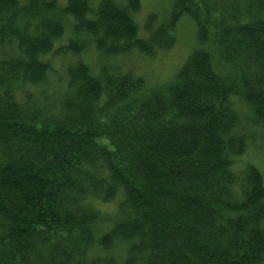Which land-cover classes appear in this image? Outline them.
<instances>
[{"label": "trees", "instance_id": "trees-1", "mask_svg": "<svg viewBox=\"0 0 264 264\" xmlns=\"http://www.w3.org/2000/svg\"><path fill=\"white\" fill-rule=\"evenodd\" d=\"M142 6L0 0V264H264L263 177L235 170L238 103L264 129V0H173L141 29ZM184 16L169 81L112 63L173 49ZM54 57L72 61L49 104L32 89Z\"/></svg>", "mask_w": 264, "mask_h": 264}, {"label": "rangeland", "instance_id": "rangeland-1", "mask_svg": "<svg viewBox=\"0 0 264 264\" xmlns=\"http://www.w3.org/2000/svg\"><path fill=\"white\" fill-rule=\"evenodd\" d=\"M172 2L173 0H142V9L135 16L140 28H143L146 17L150 13L157 16L158 23H162L165 20L163 18L168 15L172 8ZM61 3L64 4V0H61ZM189 19L188 16H184L181 18L180 23L183 20L185 21L179 26L177 25L178 42L173 49L169 51H159L151 58L138 52H133L135 55L127 57L121 56L124 58H120L121 60H115L112 63L121 65L123 69L126 68L133 70L136 76L145 77L147 86H149V82L152 84L155 82L162 83L161 80H164L163 83L169 81L178 72L182 62L189 55L195 43V30L190 23L191 19ZM70 24L67 23V28L69 29L60 40L63 43L69 41L70 38H73L72 33V36L70 37ZM59 42H57V44ZM81 58L94 71H97L100 59L94 50L87 52ZM71 61L72 57H54L52 60L54 71L44 83V86L46 87L45 89H47L45 94L42 95L38 91L39 89H32V92L37 99H40L43 96V99L47 98V103L50 104L56 101V98L58 99L61 96L63 93L62 86L66 84L67 80L66 70L71 64ZM238 108L241 113L242 121L237 132L239 134L247 135L251 141H249L250 143L248 144L246 152L236 159L235 170L241 171L248 164L254 165L261 172L264 181V129L262 130L259 128V130H254L249 124V114L244 105L238 103ZM100 209L113 213L115 210V203L100 207Z\"/></svg>", "mask_w": 264, "mask_h": 264}]
</instances>
